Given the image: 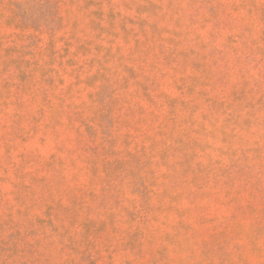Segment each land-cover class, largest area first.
I'll list each match as a JSON object with an SVG mask.
<instances>
[{"label":"rangeland","instance_id":"obj_1","mask_svg":"<svg viewBox=\"0 0 264 264\" xmlns=\"http://www.w3.org/2000/svg\"><path fill=\"white\" fill-rule=\"evenodd\" d=\"M0 264H264V0H0Z\"/></svg>","mask_w":264,"mask_h":264}]
</instances>
